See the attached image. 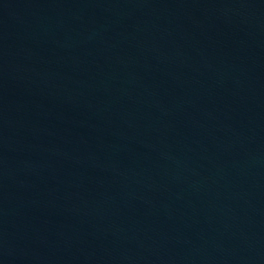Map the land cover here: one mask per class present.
Returning <instances> with one entry per match:
<instances>
[{"label":"water","instance_id":"water-1","mask_svg":"<svg viewBox=\"0 0 264 264\" xmlns=\"http://www.w3.org/2000/svg\"><path fill=\"white\" fill-rule=\"evenodd\" d=\"M0 264H264V0H0Z\"/></svg>","mask_w":264,"mask_h":264}]
</instances>
